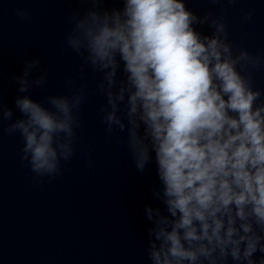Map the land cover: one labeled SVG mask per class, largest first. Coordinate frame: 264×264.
Masks as SVG:
<instances>
[{"label": "clouds", "instance_id": "obj_1", "mask_svg": "<svg viewBox=\"0 0 264 264\" xmlns=\"http://www.w3.org/2000/svg\"><path fill=\"white\" fill-rule=\"evenodd\" d=\"M82 2L91 7L69 16L65 48L83 60L81 77L85 66L101 74L107 133L127 129L140 174L155 163L159 186L149 191L164 210L145 206L152 264H264V255L254 259L264 254V102L253 86L262 57L229 41L223 10L198 16L185 0H119L111 9L106 0ZM204 25L211 34L197 30ZM39 65L25 61L14 77L20 93L47 85V73L32 78ZM87 87L49 95L48 106L16 98L21 115L6 131L22 138L20 159L34 180H54L73 158ZM13 116L0 97V122Z\"/></svg>", "mask_w": 264, "mask_h": 264}, {"label": "water", "instance_id": "obj_2", "mask_svg": "<svg viewBox=\"0 0 264 264\" xmlns=\"http://www.w3.org/2000/svg\"><path fill=\"white\" fill-rule=\"evenodd\" d=\"M198 16L223 10L229 41L237 50L260 55L253 71L254 88L264 102V0H185ZM119 0H106L103 8L122 7ZM91 5L82 0H0V97L14 112L12 121L0 122V264H152L147 255L151 222L145 206H164L155 200L149 186L158 187L155 163L140 174L127 148V129L111 135L106 131L101 106L106 97L83 60L64 42L73 12L81 15ZM21 9L28 19L17 16ZM252 18L245 21L244 14ZM211 34L208 25L196 26ZM39 59V72L47 73V85L20 93L14 77L23 74L25 61ZM121 75L118 73V76ZM87 82L88 99L82 106L75 154L62 161L61 175L54 180L33 179L27 163L21 162L23 140L9 135V124L20 118L18 96L30 95L45 103L49 95H71ZM50 107V106H49ZM264 254L256 253L259 260ZM228 264H235L229 258Z\"/></svg>", "mask_w": 264, "mask_h": 264}]
</instances>
